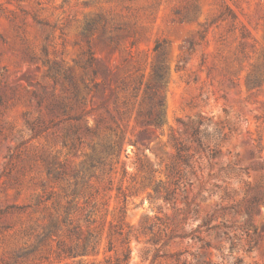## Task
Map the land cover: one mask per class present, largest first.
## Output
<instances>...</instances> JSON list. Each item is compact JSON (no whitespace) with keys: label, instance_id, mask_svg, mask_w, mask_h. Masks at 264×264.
<instances>
[{"label":"rangeland","instance_id":"rangeland-1","mask_svg":"<svg viewBox=\"0 0 264 264\" xmlns=\"http://www.w3.org/2000/svg\"><path fill=\"white\" fill-rule=\"evenodd\" d=\"M0 264H264V0H0Z\"/></svg>","mask_w":264,"mask_h":264},{"label":"trees","instance_id":"trees-1","mask_svg":"<svg viewBox=\"0 0 264 264\" xmlns=\"http://www.w3.org/2000/svg\"><path fill=\"white\" fill-rule=\"evenodd\" d=\"M99 70L97 68H94L92 70V73L94 76H96L98 74ZM98 86V83L94 84V88L96 89ZM140 85H138L135 89L139 90ZM150 86L146 85L144 90H143V97H145V95H147V93L150 91ZM99 92V91H97ZM162 108V102L160 100H158L156 103H154L150 109L144 114L142 115L141 112H138V116L141 117V122L143 123V125L147 128L150 127H155L157 128L158 126H160L162 124V119H163V112L161 111ZM80 118H82L83 116H79ZM146 128V129H147ZM202 128V129H201ZM145 130H143L141 133H145ZM192 136L195 138V142L197 143L198 147L200 149H207L208 150V156H212L213 152L212 149H209L208 147L206 148L203 144V138H212L214 141H217L220 137L219 133L216 130H212V132L209 133L208 131V127L206 125H203L200 121L197 122V125L195 126V128L192 131ZM131 142V141H129ZM133 144H135V142H132ZM116 149H112V152H115ZM181 151V149H178ZM177 156L179 159H181L185 164H186V160L179 154V151H177ZM255 202V201H254Z\"/></svg>","mask_w":264,"mask_h":264}]
</instances>
